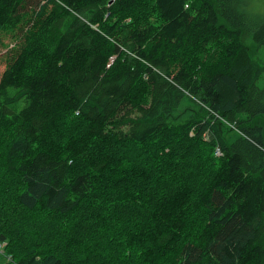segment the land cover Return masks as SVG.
I'll use <instances>...</instances> for the list:
<instances>
[{
	"label": "trees",
	"instance_id": "1",
	"mask_svg": "<svg viewBox=\"0 0 264 264\" xmlns=\"http://www.w3.org/2000/svg\"><path fill=\"white\" fill-rule=\"evenodd\" d=\"M260 1L0 0V264H264Z\"/></svg>",
	"mask_w": 264,
	"mask_h": 264
},
{
	"label": "rangeland",
	"instance_id": "2",
	"mask_svg": "<svg viewBox=\"0 0 264 264\" xmlns=\"http://www.w3.org/2000/svg\"><path fill=\"white\" fill-rule=\"evenodd\" d=\"M259 7H260V11L261 12H264V0H261L260 3L258 4ZM1 49V48H0ZM3 55V54H2ZM1 55V52H0V75L1 73L3 72L4 70V64H3V56ZM2 247H4V244L1 245V250H2Z\"/></svg>",
	"mask_w": 264,
	"mask_h": 264
},
{
	"label": "built area",
	"instance_id": "3",
	"mask_svg": "<svg viewBox=\"0 0 264 264\" xmlns=\"http://www.w3.org/2000/svg\"><path fill=\"white\" fill-rule=\"evenodd\" d=\"M216 154H218V155L220 154L218 150L216 151Z\"/></svg>",
	"mask_w": 264,
	"mask_h": 264
}]
</instances>
